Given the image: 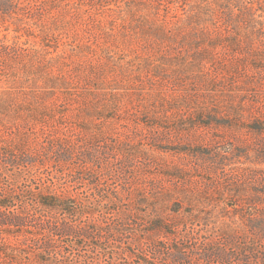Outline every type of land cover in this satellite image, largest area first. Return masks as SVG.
I'll list each match as a JSON object with an SVG mask.
<instances>
[{"label":"trees","instance_id":"1","mask_svg":"<svg viewBox=\"0 0 264 264\" xmlns=\"http://www.w3.org/2000/svg\"><path fill=\"white\" fill-rule=\"evenodd\" d=\"M163 1L171 10L188 0L135 7ZM195 6L197 17L207 15L205 5ZM127 10L143 19L130 23L129 40L117 22L116 30L82 21L72 0H0V264H264V234L211 227L201 200L197 211L181 212L176 200L189 190L187 179L156 162L143 124L161 118L173 123L156 129L177 130L176 116L189 117V104L158 89L152 111L122 100L145 89L142 82H189L206 63L171 50L167 15L150 20ZM216 51L203 56L214 61ZM248 53L264 68V48Z\"/></svg>","mask_w":264,"mask_h":264},{"label":"rangeland","instance_id":"2","mask_svg":"<svg viewBox=\"0 0 264 264\" xmlns=\"http://www.w3.org/2000/svg\"><path fill=\"white\" fill-rule=\"evenodd\" d=\"M72 1L83 10L82 21L92 17L91 24L101 22L106 27H114L117 22L120 26L117 28L123 29L121 35L126 40L132 35L130 23L131 26L136 25V21L143 19L123 10L131 7L141 16L148 14L150 20L167 15L173 29L169 42L175 49L171 50L179 56L188 54L194 57V65H200L204 60L206 64L199 69L194 68L189 82H173L174 78L170 82H142L145 89H137L138 92L122 102L136 105L141 100L145 106H152L149 109L152 111L154 105L160 104L161 95L173 99L182 94L181 101H178L182 106L185 102L189 104L186 107L189 117L176 116L181 120L174 124L181 128H162L168 131V135L156 129L155 124H166L169 120L157 118L147 126L143 124L147 147L156 162L165 168H177V172L187 179L189 190L179 192L176 200L181 204V212L197 211L201 200V209L206 211L204 216L210 215L211 227L216 225L219 228L228 223L243 231L256 230L263 235L264 68L252 65L249 61L255 57L248 52L259 53L264 48V0H251L252 3L250 0H188L185 8L172 4L171 10L167 8V1L162 5L139 4V9L135 4L143 0ZM200 3L205 5L202 11L207 12L206 16L200 14L197 17L198 7L195 5ZM230 4L235 9L229 21L231 24H228L224 14L229 11ZM90 28L96 31L95 26ZM79 29L81 33L88 34L87 23L84 22ZM236 29L238 33H234ZM230 31L233 34L229 38H235V34L240 38L237 52L230 47L234 41L223 35L217 36V32L228 34ZM3 34L4 31L0 33L1 36ZM13 34L12 30L10 37ZM133 42L138 43L137 40ZM133 42H130L131 47ZM183 44L185 49L181 47ZM204 48L217 50L214 61L210 55L203 56L207 51H203ZM157 89L160 96L156 95ZM201 108L204 112L197 113ZM184 117H187L186 123L182 122ZM170 138L177 140L176 143H170ZM158 144H162L161 148ZM190 193L195 197L187 201L185 195Z\"/></svg>","mask_w":264,"mask_h":264}]
</instances>
